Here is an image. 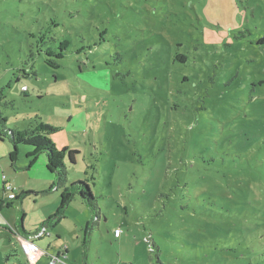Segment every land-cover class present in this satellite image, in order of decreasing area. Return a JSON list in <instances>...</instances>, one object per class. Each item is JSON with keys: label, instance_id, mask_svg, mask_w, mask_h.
I'll use <instances>...</instances> for the list:
<instances>
[{"label": "rangeland", "instance_id": "rangeland-1", "mask_svg": "<svg viewBox=\"0 0 264 264\" xmlns=\"http://www.w3.org/2000/svg\"><path fill=\"white\" fill-rule=\"evenodd\" d=\"M263 37L264 0H0V115L54 127L99 210L59 217L45 153L3 139L0 202L3 175L29 194L0 207V264H28L21 226L70 264H264Z\"/></svg>", "mask_w": 264, "mask_h": 264}, {"label": "trees", "instance_id": "trees-1", "mask_svg": "<svg viewBox=\"0 0 264 264\" xmlns=\"http://www.w3.org/2000/svg\"><path fill=\"white\" fill-rule=\"evenodd\" d=\"M258 43H264V37L258 41ZM58 58L62 57L61 53L57 54ZM25 92L24 89H22ZM1 96V94H0ZM6 120L0 115V141L3 139H8L13 145V152L11 161L14 163L16 156V148L18 144H25L32 147V150L29 152V167L34 163L36 158L41 154L45 153L46 155V168L49 172L55 173L56 181L53 182L48 190L52 189H61L60 196V207L58 210V216L60 217L64 209L69 205V203L74 199L75 196H78L79 199L90 207L95 214H99L97 208L96 200L94 195L91 192L90 186L86 181H74L68 183L67 179V166L65 165L64 158L68 157L71 163H74V153L77 150L68 149L67 147H62L58 149L54 144H52L46 137L50 133L55 131V128L43 123H36L33 129L29 131L19 130V129H8L6 127ZM44 140H46V143ZM4 182H2L3 184ZM4 190V188H3ZM28 192H23L19 197L15 196L14 199H9L10 202L6 203L1 201V206H10L12 200H18L28 195ZM43 223L42 225H44ZM88 225V224H87ZM22 231H26L21 226ZM39 230V229H38ZM38 230H35L38 231ZM89 231V225L85 230V239H87ZM33 232V231H32ZM32 232L27 231V236L32 234Z\"/></svg>", "mask_w": 264, "mask_h": 264}, {"label": "built area", "instance_id": "built-area-1", "mask_svg": "<svg viewBox=\"0 0 264 264\" xmlns=\"http://www.w3.org/2000/svg\"><path fill=\"white\" fill-rule=\"evenodd\" d=\"M25 90V87H22ZM4 192H7L8 199H14L16 193H14V188L7 183L5 176H2ZM122 231L120 229L113 230V236L118 237ZM46 230L40 229L28 236H22L19 238V245L22 255L24 256L28 264H37L40 258L47 255L36 243V240L45 235ZM46 264H70L67 260V256L64 251L58 254H48Z\"/></svg>", "mask_w": 264, "mask_h": 264}, {"label": "crops", "instance_id": "crops-1", "mask_svg": "<svg viewBox=\"0 0 264 264\" xmlns=\"http://www.w3.org/2000/svg\"><path fill=\"white\" fill-rule=\"evenodd\" d=\"M22 87H25V86L23 85V86H21V88H22ZM52 183H53V182H52ZM52 183H51V184H52ZM87 224H88V223H85V224L83 225V222H82V226H81L82 228H84V229H83V233H84L83 237H84V240H86V239H85V230H86V227L88 226ZM82 228H81V230H82ZM16 232H17V233H16ZM16 232H15V233H16V238H17V240H18L19 238H21L22 236H27V235H26V234H27V231H22V232L19 233V231L16 230ZM28 232H29V231H28ZM121 235H122V233H121L118 237H114V236H113V238H115V239H120V238H121ZM18 241H19V240H18ZM20 251H21V250H20ZM59 251H60V252L64 251V253L66 254V249H65V250H57L56 254H58ZM20 253H21V252H20ZM45 253H46V252H45ZM46 254H47V253H46ZM21 256L23 257V260L25 261V258H24V256L22 255V253H21ZM42 257H43V256H42ZM42 257H41V258H42ZM41 258H40V260H41ZM45 258H46V257H45ZM40 260H39V261H40ZM67 260H68V258H67ZM68 262H69V261H68ZM46 263H47V262H46ZM69 263H70V262H69ZM37 264H38V263H37ZM84 264H85V263H84Z\"/></svg>", "mask_w": 264, "mask_h": 264}]
</instances>
